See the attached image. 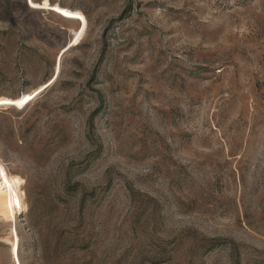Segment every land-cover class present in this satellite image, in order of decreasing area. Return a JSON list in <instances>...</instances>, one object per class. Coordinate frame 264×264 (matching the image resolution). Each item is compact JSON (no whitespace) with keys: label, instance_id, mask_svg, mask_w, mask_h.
Instances as JSON below:
<instances>
[{"label":"rangeland","instance_id":"rangeland-1","mask_svg":"<svg viewBox=\"0 0 264 264\" xmlns=\"http://www.w3.org/2000/svg\"><path fill=\"white\" fill-rule=\"evenodd\" d=\"M33 1L84 20L0 0V264H264V0Z\"/></svg>","mask_w":264,"mask_h":264},{"label":"bare ground","instance_id":"bare-ground-1","mask_svg":"<svg viewBox=\"0 0 264 264\" xmlns=\"http://www.w3.org/2000/svg\"><path fill=\"white\" fill-rule=\"evenodd\" d=\"M45 3L47 4V6H43ZM30 4L32 6L33 4H37V3L31 0ZM39 5H41V7H34V8L42 9V10L51 8L57 14L59 13L67 18H73V19L77 18V20L80 19L79 17H81V14L79 12H76V11L71 12L69 10L64 9L60 5L52 6L48 2H43L42 4H39ZM64 13H69L70 15H64ZM80 20H84V18ZM80 40L81 39L78 38L76 39V42ZM60 68L61 67L59 65L57 67L56 75H59ZM45 86L35 90L34 92L30 93L27 96L20 97L19 99L12 100L9 98L0 97V101L2 100L18 101V100H24L25 98L31 97L30 99H27V101L23 104L22 107H18V108H23L27 104H29L30 101H32L37 94L41 93L45 89ZM9 106L14 107L16 105L15 103H12V104L0 103V107H9ZM23 182L24 181L20 176H17V175L11 176L0 166V215L10 221H14L16 217H18L19 214H23L27 208L22 202L23 191H21V188H22ZM11 245H12V253L15 255V257H17V252H18L19 245H20V239H19V236H17L15 230L13 231V240L11 241ZM15 264H20L17 259H16Z\"/></svg>","mask_w":264,"mask_h":264},{"label":"snow or ice","instance_id":"snow-or-ice-1","mask_svg":"<svg viewBox=\"0 0 264 264\" xmlns=\"http://www.w3.org/2000/svg\"><path fill=\"white\" fill-rule=\"evenodd\" d=\"M29 2L31 3V0H29ZM33 7H41V5L39 4H33L32 5ZM43 6H47V4L45 3ZM64 15H70L69 13H64ZM80 19H83V17H79ZM31 97H28V98H25L24 100H18V101H9V100H2L0 101V103H3V104H12V103H15V105L17 107H22L23 104L27 101V99H30Z\"/></svg>","mask_w":264,"mask_h":264}]
</instances>
